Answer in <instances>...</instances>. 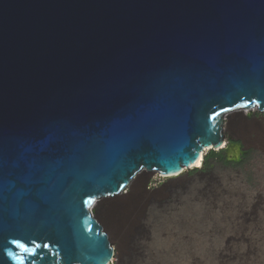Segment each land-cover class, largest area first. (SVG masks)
Masks as SVG:
<instances>
[{
    "label": "water",
    "instance_id": "95a60500",
    "mask_svg": "<svg viewBox=\"0 0 264 264\" xmlns=\"http://www.w3.org/2000/svg\"><path fill=\"white\" fill-rule=\"evenodd\" d=\"M244 110L264 0H0V264H113L97 204L225 140L264 154Z\"/></svg>",
    "mask_w": 264,
    "mask_h": 264
},
{
    "label": "rangeland",
    "instance_id": "374dc122",
    "mask_svg": "<svg viewBox=\"0 0 264 264\" xmlns=\"http://www.w3.org/2000/svg\"><path fill=\"white\" fill-rule=\"evenodd\" d=\"M254 113L264 119L254 110L245 115ZM249 122L242 118L233 125L243 129ZM227 127L226 122L228 140ZM234 149L230 155L223 150L235 163L213 154L223 150H209L200 167L171 176L155 172L128 188L121 197L147 206L148 240L144 256L128 260L110 236L116 249L113 264H264V154L251 147L238 161L240 151ZM244 214L248 220L243 224Z\"/></svg>",
    "mask_w": 264,
    "mask_h": 264
},
{
    "label": "bare ground",
    "instance_id": "6f19581e",
    "mask_svg": "<svg viewBox=\"0 0 264 264\" xmlns=\"http://www.w3.org/2000/svg\"><path fill=\"white\" fill-rule=\"evenodd\" d=\"M246 111L248 110H244L242 113H234L232 116L235 117L232 119L233 122L240 121L242 118L246 120ZM251 132H255L257 134V140L255 142L264 147V128L258 125L257 122L252 121L249 122L248 127L241 129V134L248 139L250 138ZM225 145L226 140L219 147L210 146L205 148L198 161L185 169L200 167L207 151L213 148L221 150L225 147ZM147 175L148 174L145 171L138 174L133 180L131 186L134 187L136 184L138 186L142 185ZM98 204V218L104 226L106 232H109H107L108 235L115 239L119 244L120 255L124 259L127 258L128 260H140L144 256L145 245L148 240V232L143 225V219L147 209L146 204L140 202L136 203L133 202L132 199L129 200V198L126 199L121 196L102 199ZM240 219L244 224L248 220V215L244 214Z\"/></svg>",
    "mask_w": 264,
    "mask_h": 264
},
{
    "label": "flooded vegetation",
    "instance_id": "af4514ba",
    "mask_svg": "<svg viewBox=\"0 0 264 264\" xmlns=\"http://www.w3.org/2000/svg\"><path fill=\"white\" fill-rule=\"evenodd\" d=\"M263 117V116H262ZM238 148V150L240 151V156L238 157V161L242 160L245 156L246 153H249L251 149H248V150H244L243 147H244V144H243V141L241 139L239 140H234L233 141H230L229 144H228V147L226 148L227 152L229 153L228 151V148ZM225 161L227 162H237V160H235L233 157L231 156H227L226 158H223ZM205 170H207V167H204L203 171L202 172H205Z\"/></svg>",
    "mask_w": 264,
    "mask_h": 264
},
{
    "label": "snow or ice",
    "instance_id": "6c2138e0",
    "mask_svg": "<svg viewBox=\"0 0 264 264\" xmlns=\"http://www.w3.org/2000/svg\"><path fill=\"white\" fill-rule=\"evenodd\" d=\"M14 243H17L18 244V247H21L24 249L25 252H29V251H34V250H30L28 249L25 245L23 244H19L18 242H15ZM37 247H39V245H37ZM45 247H47V245H45ZM20 264H24V261H23V258H20Z\"/></svg>",
    "mask_w": 264,
    "mask_h": 264
},
{
    "label": "trees",
    "instance_id": "16d2710c",
    "mask_svg": "<svg viewBox=\"0 0 264 264\" xmlns=\"http://www.w3.org/2000/svg\"><path fill=\"white\" fill-rule=\"evenodd\" d=\"M213 154H216L217 156H219L220 158H226V152L225 150L219 152V153H216L215 151H213ZM248 153H246L244 156H246Z\"/></svg>",
    "mask_w": 264,
    "mask_h": 264
}]
</instances>
